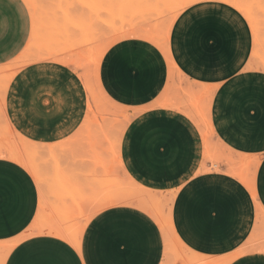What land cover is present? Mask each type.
Instances as JSON below:
<instances>
[{"label":"rangeland","instance_id":"obj_1","mask_svg":"<svg viewBox=\"0 0 264 264\" xmlns=\"http://www.w3.org/2000/svg\"><path fill=\"white\" fill-rule=\"evenodd\" d=\"M164 1L171 2L0 0V156L25 167L38 186L40 210L29 234H52L80 250L90 217L97 213L95 207L117 198L127 200L115 205L129 204L141 209L140 202H145L149 206V210L145 211L161 228L156 216L167 215L173 206L178 190L176 187L182 181L173 188H157L135 179L138 178L135 172L130 171L122 158L126 157L124 147L134 120L142 123L140 130L146 144L154 146L161 155L172 152V145L161 139L163 123L166 124L171 117L186 121L198 144L193 174L224 173L241 181L249 189L239 174L251 175L253 164H260L264 153L241 150L229 144L251 149L260 143L255 139H259L264 132V77H254L251 73L242 76L236 74L250 71L264 75V0H238L250 10L253 20L248 18L246 10L230 2L197 0L178 15L170 33L168 28L175 7L167 8ZM170 4L175 6L172 2ZM186 11L190 12L189 21L194 23L178 25V18ZM203 29H211L217 35L220 44L216 53L205 50L199 43L197 35ZM207 37L204 39L206 48L214 49L213 38ZM168 41L172 62L163 50ZM111 53L116 54L119 60L118 72L122 73L123 67L141 69L147 80V89L157 94L138 105L123 103L124 100L108 102L100 93L96 78L105 57ZM184 67L193 72L225 73L220 77L194 76L198 80L218 78L220 80L215 83H220L223 81L221 78H226L228 81L217 87L212 83H197L180 72L182 70L191 75ZM25 69L28 70L23 71ZM20 72L28 88L41 81L46 83L51 75L57 74L49 81L54 80L59 91L56 94L46 93L47 101L42 104V108L49 112L56 107L59 98H78L76 91L68 85V80L62 79L59 74L69 72L76 76L85 95L86 107L83 120L73 134L61 141L41 143L28 139L12 124L7 112L8 90ZM35 73L46 76L41 77L40 81ZM93 88H97L96 94ZM247 104L255 107L257 118L245 116L243 109ZM212 113L223 138L217 132ZM206 117H210V120ZM25 120L28 126H33L35 136L45 133L51 124L44 121L35 124L29 118ZM204 120H209L212 130ZM146 123L150 130L146 129ZM210 131H214L213 135ZM155 144H158L157 147ZM10 151L19 152L21 158L28 160L27 164L25 160V165L14 160L12 155L16 152L9 155ZM28 162L32 164V169ZM33 170H37V173ZM142 174L150 180L167 178L160 173L149 176ZM143 182L147 183L146 180ZM17 183L14 178L0 174L1 235L19 230L29 210L27 194L25 190L16 188ZM263 212L261 207L255 210L253 230L236 253L228 257L193 253L178 235L176 237L183 245L172 237L169 251L163 233L165 250L162 264H197V256L203 257L201 261L208 264L226 261L229 264L240 255L264 254ZM80 226L83 231L77 247L73 242ZM68 231L73 232L75 238L72 240L71 236L72 241ZM61 233H66L69 239L61 236ZM16 242L0 243V264H5ZM233 264L244 262L237 260Z\"/></svg>","mask_w":264,"mask_h":264},{"label":"crops","instance_id":"obj_2","mask_svg":"<svg viewBox=\"0 0 264 264\" xmlns=\"http://www.w3.org/2000/svg\"><path fill=\"white\" fill-rule=\"evenodd\" d=\"M189 14L190 12L188 11L182 13L177 20V24L184 26L193 24L194 22L189 21L188 19ZM207 36L213 38V43L215 45L214 49L206 48L204 39L208 38ZM197 38L199 43L205 50L213 53H216L218 51L220 43L217 35L213 30L203 29L198 32ZM184 68L191 75L186 74L182 70L181 72L191 81H196L197 83H205L207 85L208 83H212L217 87V85H219L220 83L228 81L226 80V78H221L223 79V81L220 83H215L217 80H220L218 78H205L202 80H198L194 76L220 77L225 76V73L216 74L207 72H193L188 67ZM26 70L28 69H25L23 71ZM34 70L40 71L38 69ZM249 73H251L254 77H264V75H257V73H252L250 71L236 72V74L239 76L248 75ZM35 74H37L38 78L40 77V81L41 77L46 76V74L43 73ZM55 75L57 74L51 75L49 79L46 78V83H44V81H41V83L35 84L31 86V88H28L25 86L23 75L20 72L15 76V83H13V85L12 83L10 84L8 90L9 100L7 104L8 115L10 116L12 124L30 140H35L41 143L61 141L73 134L72 132L77 128L79 124H81L83 116L85 115L86 99L84 92L79 80L74 74L69 72L60 73L59 76H61L62 79L68 80V85L76 91L78 98H59L57 100L56 107L50 112L42 108V104L47 101V96H45V94L51 92L56 94V91H59V88L55 84V81H49ZM11 86L12 89L10 91ZM215 94H217V90L215 91ZM243 111L245 113V116H247L248 118H257L255 107L247 104L245 105ZM25 118H29L30 121L33 123L35 122V124L41 123L42 121L47 123L49 122L51 124L49 129L45 133H40L35 136L33 126H28ZM168 120L179 121L180 123L184 124L189 134H191L193 148L189 163L180 173L172 177L160 180H150L141 176L146 180V182L153 183H144L140 178H135L133 175L131 176L144 185H151L157 188H173L176 183L182 181L181 184L176 187L179 190H177L172 206L173 212L171 223L175 236L178 235L191 252L197 253L199 255L205 254L209 256L223 257L233 255L243 245V243L253 230V213L256 209H259V206L256 204L250 190L241 181L237 180L233 176L231 177L224 173L217 174L214 172L194 175V162L196 161L198 145L196 136L193 132H191L190 127L188 126V123L186 121L184 122L182 119L174 117H171ZM168 120L166 124L163 123V125L161 126V131H165L167 123L169 122ZM213 121L215 127L217 128L216 121L214 120V115ZM132 122H134L140 132V125L142 123H139L138 120H134ZM163 132H161L163 135L162 139L170 143L172 145V150L175 149L176 152L177 150L175 145L167 140V137H165ZM217 132L220 137L223 138L219 133L218 128ZM140 135H142V132H140ZM142 137V141H145L146 143L145 137ZM255 141H259L260 143L257 144L256 147H253L251 149L238 147L237 145H232L229 143L228 144L241 150H250L253 153H264V132L263 135H260V138L255 139ZM147 147L149 146L147 145ZM148 149H154L155 156L162 157L165 160L167 159L166 161L168 163L173 161H170L171 157H175V152L173 151L169 155H161L160 152H157V149H155L154 146L149 147ZM169 156L171 157L169 158ZM122 158L123 163L128 160V157L122 156ZM0 174H6L7 176L14 178L18 182L16 188L18 190H25L30 205L28 213L23 218L22 226L19 230L10 234H0V243L17 241L16 245L11 248L5 264H145V262H147L146 264H162L165 250L163 232L155 219L147 211L133 205L123 204L111 206L95 213L90 218L86 237L83 241L81 249L79 250L71 244H65L63 240L56 238L52 234H29L33 222L38 219L40 210V194L38 186L33 176L25 167L11 161L4 156H0ZM255 179L257 195L262 205L261 208L264 211V159L260 162L257 168ZM121 211L124 214H122ZM113 219L114 221H112ZM123 219L125 220V222ZM136 220L140 222L139 226ZM126 222L128 224H126ZM145 222L147 225H145ZM107 226H109L110 228ZM118 226L120 227L116 228ZM143 226H145L144 229H146L147 231L143 229ZM147 226H149L151 230ZM101 228L103 229L101 230ZM104 228L107 229L104 230ZM113 228L115 229V231ZM117 229L118 231H116ZM141 229L146 233L144 234V232L142 231L141 234ZM112 231H114L115 233ZM111 233H114L115 236ZM137 234H139V236ZM112 236H114V238ZM132 237L133 240L136 239L134 240V242L132 240ZM146 238L147 240L144 241ZM100 239L102 242L100 241ZM96 240L101 242L102 244H98ZM108 240L111 242V245ZM139 240L143 242L141 243L139 242ZM113 241L115 242V249L112 246L114 245L112 244L114 243ZM140 243L143 245V249L141 248ZM109 245L112 247L109 248ZM105 247H107L105 249L107 251H104ZM108 249L112 253L109 262H107L109 257L108 255H110ZM112 251L116 255L113 254ZM136 251L138 252V255H135ZM99 252H101L102 254ZM152 256H154L153 259L151 258ZM140 257H142V259ZM237 257L234 258L229 264H233L237 260H241V262L247 264H264V254H249L242 256L240 255L238 258ZM114 258H116V261L118 262H116ZM135 260L137 261L135 262Z\"/></svg>","mask_w":264,"mask_h":264},{"label":"bare ground","instance_id":"obj_3","mask_svg":"<svg viewBox=\"0 0 264 264\" xmlns=\"http://www.w3.org/2000/svg\"><path fill=\"white\" fill-rule=\"evenodd\" d=\"M172 3H174V5L175 6H171V2H167V1H164L165 2V5L166 6H168L167 8H174L175 7V9H174V15H172L173 17H172V20H171V24H170V26H169V33L171 32V28H172V26H173V23H174V21L176 20V18L178 17V15L184 10V9H186V7L187 6H190V5H192V4H194L195 2H197V0H170ZM175 1V2H174ZM224 1H227V2H230V3H232V4H234V5H237V7H239V8H243L244 10H246V12H247V15H248V18H250L251 20H253V14H251L250 13V10H248L247 9V7H245L241 2H239L238 0H224ZM149 7V6H148ZM152 7V6H151ZM158 9V8H157ZM156 10V9H155ZM159 10V9H158ZM151 13H152V11H151ZM158 14H159V12H158ZM246 16V15H245ZM247 18V17H246ZM225 22H226V20H225ZM222 23V22H221ZM224 23V22H223ZM226 26V25H225ZM226 29V28H225ZM234 30V29H233ZM227 32V31H226ZM229 32V31H228ZM166 34H167V32H166ZM147 36V35H146ZM227 37V36H226ZM232 37V36H231ZM229 39V38H228ZM167 40V39H166ZM231 42V41H230ZM168 44V45H167ZM166 44V49H163V50H165V54H166V56L168 57V59L171 61V54H170V50H169V41H168V43ZM186 46V45H185ZM107 52V51H106ZM100 56V55H99ZM102 57H103V54H102ZM169 61V62H170ZM172 62V61H171ZM117 64H120L119 63V60H118V58H117V55L116 54H114V53H111V54H109V55H107L106 57H105V61H104V63H103V65L101 66V64H100V68L99 67H97V68H99L98 69V75H97V78H96V82L98 83L97 84V86L99 87L98 89H100V93H102L103 95H104V97H106L107 99H108V102H109V100H110V102H114V100L115 101H118V102H122V100H124V102L123 103H126V104H139V103H141V102H144V101H146L147 99H149V98H151V97H153L154 95L153 94H155L154 93V91L153 90H148L147 89V86H146V84H147V80L145 79V77H144V74L142 73V71H141V69H138V68H133V69H125L124 67H123V71H122V73L121 72H118L117 71V69H118V65ZM252 64V63H251ZM173 66V65H172ZM207 69V68H206ZM119 70V69H118ZM181 72V71H180ZM97 74V73H96ZM94 78V77H93ZM94 80V79H93ZM240 81H241V79H240ZM95 82V81H94ZM94 84V83H93ZM95 86V85H94ZM205 86V85H204ZM207 86V85H206ZM211 88V87H210ZM94 89V88H93ZM97 89V88H96ZM96 89H94L93 91H94V94H96L95 93V90ZM244 89H245V87H244ZM208 90H209V88H208ZM241 90V89H240ZM210 91V90H209ZM208 91V92H209ZM264 91V90H263ZM97 92V91H96ZM214 92V91H213ZM201 93V92H200ZM202 94H203V92H202ZM224 94V93H223ZM233 94V93H232ZM251 94V93H250ZM253 95V94H252ZM113 99V100H111V98ZM223 96V95H222ZM235 96H236V94H235ZM224 98V97H223ZM221 99V98H220ZM244 99V98H243ZM245 100H246V98H245ZM237 101V100H236ZM264 101V100H263ZM243 102V101H242ZM241 102V103H242ZM115 103V102H114ZM225 106V105H224ZM236 108V107H235ZM239 108V107H238ZM139 110L141 109V108H138ZM229 109V108H228ZM144 109H142V110H140V111H142V112H144L143 111ZM210 110V109H209ZM210 112V111H209ZM209 112H207L206 114H208ZM229 113V112H228ZM208 116V115H207ZM169 119V118H168ZM167 119V120H168ZM206 119H209L210 120V117L208 118V117H206ZM159 120V119H158ZM209 120L208 121H206V120H204L205 122H208V123H206V125H207V127H209L210 125H209ZM169 121V120H168ZM240 121V120H239ZM147 122V121H146ZM159 123H161V121H158ZM262 122V121H261ZM132 125V124H131ZM145 125V124H144ZM146 125H147V130H150V129H148L149 127H148V124L146 123ZM151 125H152V123H151ZM154 125V124H153ZM261 125V124H260ZM159 127V126H158ZM164 127V126H163ZM162 127V128H163ZM264 127V126H263ZM153 128H154V126H153ZM210 128V127H209ZM211 128H212V126H211ZM210 128V129H211ZM231 128V127H230ZM130 129V128H129ZM143 129H144V127H143ZM152 129V128H151ZM213 129V128H212ZM211 129V130H212ZM144 131V133H145V131L146 130H143ZM140 132H142L141 130H140ZM140 132H139V129H138V127L133 123V125H132V127H131V129H130V131L128 132V135H127V140H126V146L124 147L125 148V153H126V157H128V160H126L125 162H126V165H127V167L130 169V171H133V172H135V174H136V176L138 177V178H140L141 180H143V181H145V179L144 178H142V177H144L143 175L144 174H142V172L143 173H145L146 174V176H149V174H152V175H154V174H161V175H163L164 177H172V176H175L176 174H178V173H180L186 166H187V164L189 163V161H190V158H191V155H192V148H193V143H192V138H191V134H189V132H188V130H187V128L184 126V124H182V123H180L179 121H174V120H171V121H169L168 123H167V126H166V128H165V131L163 132V131H161V132H163V134L165 135V137H167V140L169 141V142H171L172 144H174L175 145V147H176V152H175V149L174 150H172L173 152H175V157H171V159H170V161L171 160H173L172 162H170V163H168L165 159H163L162 157H158V156H155V153H154V149H148L149 147H147V145H146V143H145V141L143 142L142 141V136H144V134H142V135H140ZM147 132V131H146ZM213 132L214 131H210V133H212V135H213ZM226 132V131H225ZM253 133V132H252ZM153 134V133H152ZM149 135H151V134H149ZM204 135V134H203ZM163 136V135H162ZM261 136H262V134H261ZM151 137V136H150ZM147 139H148V137H147ZM162 139V138H161ZM161 139L159 138V140L161 141ZM257 139V138H256ZM166 140V139H165ZM145 143V144H144ZM153 143H155V142H153ZM158 143V142H157ZM163 143H165V142H163ZM160 144H161V142H160ZM159 144V145H160ZM170 144V143H169ZM156 145V144H155ZM158 145V144H157ZM157 145H156V147H157ZM164 145V144H163ZM222 145V144H221ZM171 146V145H170ZM151 147V146H150ZM168 147V146H167ZM169 148V147H168ZM172 148V147H171ZM170 148V149H171ZM167 149V148H166ZM151 151V152H150ZM11 152V151H10ZM10 152H8V154L10 153ZM16 152V151H15ZM15 152H11V154H9V155H12V154H14ZM158 152V151H157ZM171 152V151H170ZM16 153H17V155H16ZM14 155H12V157H13V159L14 160H16V161H18V162H20V163H22V164H24V162L26 161L25 159L26 158H21V156L19 155V152H16ZM167 153H168V151H167ZM1 154V153H0ZM19 155V156H18ZM160 155V154H159ZM10 158V157H9ZM165 158H167V157H165ZM23 160H25V161H23ZM28 161V160H27ZM27 161L25 162V164H27ZM122 162V161H121ZM29 163V162H28ZM24 164V165H25ZM30 164V163H29ZM29 164H28V166H29ZM258 164H259V162H256L255 164H253V170H252V172H251V175H249V174H247L246 176L244 175V174H239L242 178H243V180L245 181V183L247 184V186L249 187V189H250V191H251V193H252V195H253V197H254V199H255V201H256V204L259 206V207H261L260 206V201H259V199H258V197H257V194H256V190H255V174H256V171H257V167H258ZM31 166H29V168H31L32 169V164H30ZM215 165H217V163L215 164ZM218 166V165H217ZM28 168V167H27ZM33 169H34V166H33ZM35 173H37L35 170H33ZM129 172V171H128ZM38 175V174H37ZM152 175H150V176H152ZM142 176V177H141ZM38 177V176H37ZM38 181H40V180H38ZM147 183H153V182H147ZM179 190V189H178ZM240 195V194H239ZM237 197V196H236ZM239 197V196H238ZM126 200L127 199H121V198H117V199H111V200H107V201H104V202H102V203H100V204H98V206L97 207H95V212H99L100 210H102V209H104V208H107V207H110V206H113V205H115V204H118V203H123V202H126ZM241 200V199H240ZM234 201V200H233ZM229 202H230V200H229ZM141 203V205H139L140 207H142L144 210H149L148 208H149V206L148 205H146V203L145 202H143V201H141L140 202ZM232 205V204H231ZM117 206V205H116ZM129 206V205H128ZM145 206V207H144ZM147 207V208H146ZM151 207L154 209V207L151 205ZM157 207V206H156ZM170 207V206H169ZM146 208V209H145ZM151 209V208H150ZM152 210V209H151ZM150 210V211H151ZM171 210H172V208L170 207L169 208V210H168V213H167V215L164 217V216H162V217H158V216H156L157 218H156V220H158V222H159V224L161 225V228H162V230H163V233H164V236H165V240H166V246L168 247V249H169V247L171 246V238L173 237V239H177V241L181 244V245H183V243H181V241L175 236V233L173 232V229H172V223H171V221H172V212H171ZM125 211H127V210H125ZM159 212L161 211V209L160 210H158ZM260 211H262V210H260ZM122 212V211H121ZM157 212V211H156ZM155 212V213H156ZM121 214V213H120ZM122 214H124L123 212H122ZM156 214H158V212L156 213ZM126 215H128V214H126ZM262 216H263V214H262ZM126 217V216H125ZM91 218V217H90ZM113 218V217H112ZM119 218V217H118ZM121 218V217H120ZM127 218V217H126ZM89 219V218H88ZM110 219H111V217H110ZM117 220V219H116ZM124 220V219H123ZM129 220H130V217H129ZM129 220H128V222H129ZM107 221V220H106ZM105 221V222H106ZM112 221H114V219L112 220ZM111 222V221H110ZM124 222H125V220H124ZM123 222V223H124ZM136 222H138L137 220H136ZM147 222V221H146ZM146 222H145V225H147L146 224ZM121 223V222H120ZM132 223V222H131ZM135 223V222H134ZM139 223L140 222H138V226H139ZM149 223V222H148ZM115 224V223H114ZM117 224H119V223H117ZM125 224V223H124ZM126 224H128L127 222H126ZM143 224H144V222H143ZM150 224V223H149ZM148 224V225H149ZM108 225V224H107ZM116 225V224H115ZM131 225V224H130ZM132 225H136V224H132ZM151 225V224H150ZM153 225V224H152ZM107 227H109V226H107ZM120 226H118V227H116V228H119ZM124 227V226H123ZM135 227V226H134ZM147 227H149V226H147ZM151 227H153V226H151ZM110 228V227H109ZM112 228V227H111ZM145 228V226H143V229ZM150 228V227H149ZM99 229H100V225H99ZM103 228H101V230H102ZM107 229V228H106ZM105 228H104V230H106ZM114 229V228H113ZM140 229V228H139ZM109 230V229H108ZM145 231H147L146 229H144ZM144 230H142L141 229V234H142V231L144 232ZM150 230H151V228H150ZM59 231V230H58ZM75 231V230H74ZM82 231H83V228H82V226H80L79 228H78V235H77V237H76V241L75 242H73L74 244H75V246H77V247H79V245H80V239H81V234H82ZM114 231H115V229H114ZM114 231H112V232H114ZM116 231H118V229L116 230ZM62 232V231H61ZM65 232H67V231H65ZM100 232H102V231H100ZM128 232V231H127ZM149 232V231H148ZM72 231H68V235L70 234V241H72L73 240V237L74 236H72ZM109 233V232H108ZM115 233V232H114ZM113 233V234H114ZM146 232H144V234H145ZM151 233V232H150ZM58 234H60L59 232H58ZM66 233H61V236H63V237H67V239H69L68 238V236H66L67 235ZM102 234V233H101ZM106 234V233H105ZM110 234V233H109ZM112 234V233H111ZM112 234V235H113ZM126 234H128V233H126ZM152 234V233H151ZM150 234V235H151ZM74 235H75V233H74ZM120 235V234H119ZM138 236H139V234H137ZM71 236H72V240H71ZM114 236H115V234H114ZM114 236H112L113 238H114ZM116 236H117V234H116ZM121 236V235H120ZM143 236V235H142ZM149 237V236H148ZM154 237V236H153ZM75 238V237H74ZM120 238V237H119ZM136 238H137V236H136ZM140 238H141V236H140ZM150 238V237H149ZM148 238V239H149ZM99 239V238H98ZM129 239V238H128ZM103 240V239H102ZM116 240V239H115ZM120 240V239H119ZM118 240V241H119ZM132 240H133V237H132ZM134 240H136V239H134ZM134 240H133V242H134ZM147 240V238L144 240V241H146ZM150 240V239H149ZM97 241V240H96ZM100 241H101V239H100ZM106 241V240H105ZM109 241V240H108ZM130 241V240H129ZM98 242V244L100 243V245L102 244L101 242H99V241H97ZM107 242V241H106ZM110 242V241H109ZM114 242V241H113ZM117 242V241H116ZM137 242V241H136ZM139 242H141L140 240H139ZM143 242V241H142ZM141 242V243H142ZM151 242V241H150ZM138 243V242H137ZM140 243V244H141ZM112 244H114V245H112L113 246V248L115 247V242L114 243H112ZM129 244V243H128ZM133 244H136V243H133ZM149 244H151V243H149ZM158 244H159V242H158ZM99 245V246H100ZM110 245H111V242H110ZM109 245V248H111L112 246H110ZM139 245V244H138ZM137 245V246H138ZM105 246H106V243H105ZM136 246V247H137ZM151 246V245H150ZM153 246V245H152ZM143 247V245L141 244V248ZM145 247V246H144ZM149 247V246H148ZM101 248V247H100ZM107 247H105L104 248V251H107V250H105ZM112 248V249H113ZM151 248V247H150ZM150 248H148V249H150ZM115 249V248H114ZM113 249V250H114ZM139 249H140V247H139ZM143 249V248H142ZM109 250V249H108ZM145 250V249H144ZM143 250V251H144ZM150 251V250H149ZM148 251V252H149ZM156 251V250H155ZM167 251V250H166ZM169 251H170V249H169ZM109 252H110V250H109ZM113 252V251H112ZM125 252V251H124ZM145 252V251H144ZM99 253H101V252H99ZM106 253V252H105ZM102 254V253H101ZM112 253L110 252V255H108L109 257H108V261L107 262H109L110 261V257L112 256L111 255ZM113 254H115L114 252H113ZM142 254V253H141ZM141 254H139V255H141ZM146 254V253H145ZM151 254H155V253H151ZM116 255V254H115ZM114 255V256H115ZM135 255H138V252L136 251V253H135ZM144 255V254H143ZM101 256H103V255H101ZM151 256V255H150ZM139 257V256H138ZM145 257V256H144ZM143 257V258H144ZM153 257L154 256H152L151 258L153 259ZM199 256H197V258H198ZM239 257V256H238ZM237 257V258H238ZM104 258V257H103ZM141 259H142V257H140ZM146 258V257H145ZM149 258V257H148ZM196 258V262H197V264H208L209 262H206V261H201L202 260V258L200 257V258H198L197 259ZM105 259V258H104ZM106 259H107V257H106ZM134 259V258H133ZM139 259V258H138ZM114 260L116 261V258H114ZM149 260V259H148ZM105 261V260H104ZM137 260H135V262H136ZM140 261V260H139ZM143 261H144V259H143ZM145 261H147V260H145ZM116 262H118V261H116ZM112 263H113V261H112ZM133 263V262H132ZM138 263V262H137ZM147 262H145V264H146ZM105 264V263H104ZM133 264H135V263H133ZM140 264V263H139ZM222 264H227V261L226 262H224V263H222ZM245 264V263H244Z\"/></svg>","mask_w":264,"mask_h":264}]
</instances>
